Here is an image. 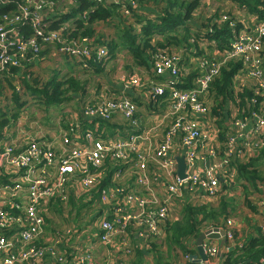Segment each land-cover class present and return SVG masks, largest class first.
I'll return each instance as SVG.
<instances>
[{
    "label": "built area",
    "instance_id": "2783aa9c",
    "mask_svg": "<svg viewBox=\"0 0 264 264\" xmlns=\"http://www.w3.org/2000/svg\"><path fill=\"white\" fill-rule=\"evenodd\" d=\"M73 1L79 4L80 0ZM84 1L93 4L106 0ZM127 1L130 5H134L131 0ZM50 2V0H26L27 5H23L21 16L15 17L14 21H10L6 26L0 25V79L9 70V66L17 64V56L24 58L30 50L34 51L33 54L36 56L44 44L56 43L55 41L61 43L66 40L69 30L73 27L70 29L59 27L52 30L44 28L42 10L43 6ZM6 3L8 0H0V5ZM96 7L84 9L79 17L85 18ZM4 19L8 18L4 16ZM219 20V23L228 22L232 30V43L230 47L218 51L214 60L207 58L200 60L199 71L193 77L194 82L192 81L187 89L176 86V79H180L181 69L179 55L160 56V59L154 63L155 72L162 79L155 81L150 87L147 102L153 110L161 109L166 102L165 116L167 115L168 118L183 115L187 120L191 119L178 120L172 126L167 125L164 129L165 137L150 151L141 149L142 146L139 145L141 142H147L146 135L149 130L137 121L138 106L124 95L127 83L129 85L138 83L134 78L124 84L119 94L108 98L104 96L98 104L88 105L85 108L83 105L81 109L84 117H98L100 121L114 125V119L121 117L122 123L134 130L132 133H127L124 139L118 138L115 134L114 141H109V138L105 139L99 135L103 130L94 132L91 129H84L81 124L84 122V117L82 121L72 123L60 133L61 146L58 145L57 148L47 140L40 143L32 139L17 151L6 134L0 138V160L17 170V181L13 185L6 184L2 188L4 190L14 188L26 192L24 203L9 201L5 205H0L2 264H34V261L46 255L55 258L62 256L58 248L50 245H31L43 233L42 207L46 206V201L53 195L60 196L63 203L67 201L68 192L83 194L84 199L81 203L91 201L94 195L99 196L97 209L92 213L94 217L89 222L92 242L91 237L86 236L89 243L85 257L91 259L98 245L109 243L120 230L131 225L136 227L131 231L132 235L136 230L137 235L144 238L145 234L142 230H147L148 237L157 236L160 233L159 223L168 220L170 205L182 197L183 191L200 189L204 195H217L222 181L228 179L233 173L231 162L236 158L242 160L253 155L252 145L264 146V18L255 23L252 31L239 33L235 31L236 21L230 16L221 15ZM22 21L27 22L26 25L30 26V29L34 28L35 33L28 38L18 34L12 39L9 33H12L16 22V25L22 26ZM38 38L41 45L38 44ZM83 41H87L86 37H83ZM94 47L99 55L108 56V49L104 46ZM91 48V45L89 47L87 43L77 45L64 42L60 46V49L65 52L77 53L79 61H81L82 53L89 55ZM234 59L241 60L245 67V79L237 77L236 87L245 85L252 87L255 95L252 99L254 110L245 120L239 118L227 125L226 133L221 139L220 136H215L218 128L209 125L205 118L209 111L204 100L208 87L218 75L220 68ZM16 90L21 92L19 88ZM23 108L18 112L21 118L25 113ZM197 116L202 117L194 121L193 117ZM177 132H181L179 133L181 142L172 145L171 138ZM65 147L68 150L59 152ZM177 155H181L185 163L183 177L177 175ZM132 161H135L138 171L134 175V182L129 191H125L123 187L102 189V179L107 172L106 162L111 163L114 170L122 169ZM153 165H157L159 172L168 178V181L164 183L165 194L162 197H159L155 187L156 178L149 175L148 168ZM51 167H54L53 174L49 171ZM136 187H139L142 193L136 192L134 189ZM112 193L117 197H123V200L119 201L120 206H112L113 219L108 220L103 216L105 211L101 210L99 205L100 199L105 202ZM7 207L20 211L23 217L14 215L7 210ZM87 215H90L87 209H82L83 221ZM230 224L231 222L228 221V225ZM11 229H14L12 235L14 240L7 235ZM80 232L85 234L88 231L82 228ZM227 235L231 238L229 232ZM203 242H205L204 250L213 256L217 250L216 246L207 239ZM228 249L229 247L226 246L225 250ZM208 258L202 261L205 263L200 264H215L212 258ZM185 259L193 261L194 258L186 254ZM260 264H264V260H261Z\"/></svg>",
    "mask_w": 264,
    "mask_h": 264
},
{
    "label": "crops",
    "instance_id": "0c3cea01",
    "mask_svg": "<svg viewBox=\"0 0 264 264\" xmlns=\"http://www.w3.org/2000/svg\"><path fill=\"white\" fill-rule=\"evenodd\" d=\"M14 0H8L10 3ZM33 1V0H32ZM36 1V0H35ZM51 2L49 4H46L45 6L49 5L52 6L50 11H47L45 9V6L42 10V16L43 20L46 21L48 19L52 18V22L55 23L58 27H63L66 29H70L74 26L73 18L79 17V12L73 13L71 8H78L77 2L73 0H50ZM202 1L200 0L201 4L197 9V14L201 15L202 20L205 18L216 14V18L214 19L216 22L219 23V17L226 13L227 15L231 16L232 19L236 21L239 25L238 28L235 29L237 33L243 31V32H250L253 30V27L255 23L264 18V8L262 5L257 4L256 10L251 11L249 9L242 8L240 6V3H238L235 0H208V3L206 5H203ZM240 1V0H239ZM259 2H262L264 0H258ZM105 3L109 4L112 2H117V0L113 1H104ZM16 10L11 13L12 20L14 21L15 17L22 15V10L24 8L23 5H27L26 1H19L16 2ZM8 3L3 5H0V7H5ZM211 6V8H210ZM54 8V10H53ZM153 9V8H151ZM120 10V9H119ZM218 10V11H217ZM124 11V10H123ZM122 9L120 12L122 13V16L126 15V12H123ZM217 11V12H216ZM216 12V13H215ZM58 15V20L54 21V17ZM149 17L151 14L148 12ZM124 18V17H123ZM125 19V18H124ZM21 21V20H20ZM18 22V21H17ZM16 22V24H17ZM23 22V21H22ZM204 23L206 27H209L207 21L201 22L200 24ZM13 26L12 33H9V36L14 39L19 35H24L25 37H31V33H28V30H30V26L26 25L27 22H23L22 26L18 25ZM124 24L126 25H133L134 22L128 21L127 19L124 20ZM198 24H192L189 25L188 28L190 29V33H195V27L200 25ZM136 25V24H135ZM134 25V26H135ZM137 26V25H136ZM123 25L120 24L119 19L113 18V20H109L106 22H96L94 24L95 32L94 36L96 35H103L104 41L113 42L115 44V49L110 51L111 55L114 56L110 59L109 67L112 68V72L107 74L105 77L104 73H98L94 72L90 75L89 78H87V74H89L87 71H84L82 68L77 67L80 66L79 58L76 56H71V53H63L60 51V45L54 42L46 43L42 46L40 55L35 56L33 62L29 64V66L26 68V66H23L20 73H17L16 76L11 77V81L16 83V89L24 88L21 83V78H34L37 80L39 85H42L43 83H46L50 81L51 79H57L58 81H66L69 78H76L79 80L81 84L84 85L83 91L75 92L74 95H78L75 100H73L71 103L75 102V109L78 111V114L75 116H72V123H75L77 121L83 120V115H80V112H82L83 105L84 108L86 106H94L98 104L102 97L105 96V98L110 97L111 95H117L119 94L124 84L127 83V81L131 78L137 79L135 77H139L137 80L139 83H141L140 87L136 89H131L130 85L127 83L125 90L127 91L128 97H131L133 99L137 98L142 104L138 106L137 110V121L139 124H141L142 127H144L146 130H149V133L146 135L147 142H141L139 145L142 146L141 149H145L149 151L162 139V133L165 127L168 124V117L165 116L166 111V102L163 104V107L157 108L155 110L152 109V107L149 105L148 98H149V89L150 87L155 83V81H159L162 78H159L155 72V69H153L150 64L144 66V65H138V64H132L131 60V54L127 50V48H122L120 45L124 38L121 36H115V31H121ZM133 27V26H132ZM56 29V28H55ZM180 31V30H179ZM194 37H189L187 41L174 42L176 46H173L172 44L169 49L173 51V54L179 55L181 58L180 62V79H176V86L180 87L182 89H187L189 86H191L193 79H186L185 78L190 73H197V65L199 64L200 60L208 57L207 59H213V57L217 56V52L220 51L217 49L215 44H213L210 41H201L200 43L197 40H193ZM102 40V41H103ZM161 38L159 36H156L153 44L155 45ZM232 43V38L230 39V44ZM189 44V45H188ZM157 46V45H155ZM130 61V62H127ZM263 62H264V55H263ZM130 65V69L128 70V67ZM52 68L53 73H55L52 77L48 76V69ZM197 71V72H196ZM84 72H87L85 74ZM6 74L8 73L5 72ZM31 73V74H30ZM5 74V75H6ZM38 74V76H37ZM4 76L1 77L0 81L4 79ZM237 77L245 79L244 76V70L238 71L236 74ZM26 77V78H25ZM87 78V79H86ZM74 79V80H76ZM76 80V81H78ZM110 82V83H109ZM8 93V87L4 88L2 85L0 89V120L3 119L5 116H2L3 110H7L9 112L12 107L8 105L7 99L4 98L6 94ZM13 93V92H12ZM218 100H216V99ZM205 100L206 105L209 111V114L207 117H209L211 114L216 115V110H218L219 104H221L219 97H216L214 94H208V92L205 94ZM231 104V103H230ZM74 105V104H72ZM215 107L214 111L212 108ZM40 108L43 110V105L40 106ZM71 108V107H70ZM83 108V109H84ZM27 108L25 107L24 110ZM20 111V110H19ZM238 108L236 105H229L228 109L224 111L222 114V118H217L215 116V120L218 121H226L227 125L232 124L233 121L238 120L240 117H238ZM36 112V113H35ZM34 112L33 109L30 108L29 114L23 113L24 115L21 116L18 114V117L15 121L12 119L6 126H4V131L2 134L7 135L14 147L17 148V151L22 149L28 141L34 139L37 142L44 143L45 140L51 142L56 148L59 143V135L60 133L68 128L66 127H60L59 123L62 122L64 118V114L57 116L55 119V122L51 123H45L44 120H42L43 117H41L40 113L36 111ZM35 114V117H31ZM10 118V115L7 116ZM202 116H197L196 119H201ZM206 118V117H205ZM204 118V119H205ZM114 119V118H113ZM115 125L100 121L98 117H84V122H80L84 129H91L94 132H99L103 130L99 135L105 139L109 138V141H114V135L118 138H126L127 133H132L134 130L130 129L128 126H125L122 123L121 117H116L114 119ZM103 123V124H102ZM55 124V125H52ZM100 126H103L102 128H99ZM222 130V134L224 135L226 133L227 128ZM122 127H125V129H122ZM218 131L215 136H220V129L218 126ZM115 128V129H114ZM163 129V130H162ZM117 130V132H115ZM165 131V130H164ZM98 134V133H96ZM221 137H223L221 135ZM264 138V136H263ZM61 146V145H60ZM255 147L252 145V153ZM19 149V150H18ZM68 150L67 147L62 148L59 150V152H64ZM251 156V155H250ZM245 159H239L236 158L235 160L244 161ZM135 161H132L131 163L126 164L122 169H114L112 170L111 163L106 162V168L107 172L105 176L102 179V189L106 188H114V187H123L125 191L130 190L131 184L134 182V175L138 171ZM151 165V164H150ZM149 169V175L152 178H156L155 187L158 190L159 197H162L165 193L164 191V183L168 181V178L161 174L159 172V167L157 165H153ZM178 170V166H177ZM184 170H185V163H184ZM50 173H54V167H51L49 169ZM234 171V170H233ZM178 175V173H177ZM234 177V173L230 177H228V182H232ZM223 180L222 182H224ZM17 181V170L12 165H9L5 163L4 161L0 160V205L7 204L9 201L11 202H25L26 192L24 190H15L14 188L4 190L2 187L6 184L13 185ZM238 184V182H237ZM254 185H251V183H247L246 186L249 188L250 192L252 190H257L253 193H251L248 198L258 206L257 213L253 214L250 211H248L245 208L239 207L237 208L240 213H243L244 217L247 216L251 220L250 226L253 227V231H255V227H259L260 229L264 230V180H257L254 182ZM228 186V185H227ZM245 186V185H244ZM136 192H141L142 190L139 187L134 188ZM243 187L238 184V186L233 187L232 190H229L232 194V198L236 199V203L241 202L244 198V192ZM217 196H207L204 195L203 192L200 189H195L194 191L187 190L186 192L183 191L182 197L176 201L173 202V204L170 205L169 208V214L168 219H176L178 217V214L182 210L183 206L186 204H200L207 200L214 201ZM101 198V196H100ZM123 200V197L116 196L114 193L110 195L107 199V201L103 202L100 199V209L105 211L104 217L108 220H112V206H120L119 201ZM99 201V196L94 195L91 201L89 202L87 206V211L90 213V215H87L84 219V221L81 219V213L82 209H85L82 207L86 206L84 203H81L77 207H75V204L71 207H67L66 205H63L59 199H56L55 202L52 204L46 205L45 207H42V212L45 216L44 219V226L47 231V233L42 238V243H46L54 248H58L62 256H58V258H55L50 255H46L42 259H38L34 261V264H131L134 256L132 257V253L134 249H142L148 247L151 241L160 242L162 236L164 235V225L165 222L159 223V229L161 231V235L158 238L154 237H148L149 233L147 230H143L145 237H139L137 235V231H134V235L131 234L130 227H126L125 229H122L119 231V233L116 235L115 238H113L109 243L107 244H101L98 245L94 251V254H92V258L88 259L85 257L87 244L89 243V239L86 236L91 237L90 231V220L93 218L94 214L93 211L97 209L96 204ZM11 213L14 215H19L23 217V214L16 210V209H8ZM131 211L132 209H126ZM231 222L230 225H228V221L224 223V227L216 226V228L222 229L224 231V236H220L218 239H209V241L216 246L217 251H220V256L223 253L229 252L232 250L233 246L235 245V242H233L232 238H229L227 235V232H231L233 229L241 230L244 225L237 219L231 216L228 218ZM85 228L87 229V233L82 234L80 232V229ZM215 228V226L209 227L207 229ZM203 229L201 232L205 231ZM200 232V233H201ZM14 233V229H11L7 232V235L11 237L12 240L14 238L12 237ZM208 240V239H207ZM92 242V237L91 240ZM224 243H227L224 246ZM196 246V244H195ZM228 246L229 249L225 250V247ZM163 247L162 249H164ZM130 249L131 253L129 254L128 250ZM5 255V254H4ZM186 255V254H185ZM185 255H179L178 259L176 261L173 260V264H179L184 263L187 264V261L185 259ZM194 255H197V249L196 253L193 255H189V257H193L194 259L198 258L199 256L194 257ZM6 256V255H5ZM218 256V255H217ZM214 256L212 257V261L215 264H222L221 261L218 262V257ZM165 258L169 259V256L167 254L164 255ZM222 258V257H221ZM209 259V258H208ZM3 258L0 257V264H2ZM18 264H26V263H18ZM144 264H154L152 261L151 255H147L145 257V263Z\"/></svg>",
    "mask_w": 264,
    "mask_h": 264
},
{
    "label": "trees",
    "instance_id": "16d2710c",
    "mask_svg": "<svg viewBox=\"0 0 264 264\" xmlns=\"http://www.w3.org/2000/svg\"><path fill=\"white\" fill-rule=\"evenodd\" d=\"M19 1L23 0H14L10 3L8 2L5 7H0V25L6 26L13 19L11 13L17 9L16 2ZM131 1L134 5H130L127 0H117V2L109 4L104 1L102 3L92 4L91 2L80 0L79 4H77V6L79 5L78 8H71L74 14L77 12L82 14L84 9H88L91 6H97L96 9L89 13L85 18L77 16L73 18V29L69 30L65 41H62L61 43L55 41L60 46L64 42L77 45L87 43L89 47L91 45L92 48L88 52L89 55L86 56L82 53V58L79 63L80 66L82 64L81 68L89 73L87 74V72H84L87 74V78H89L94 72L104 73L105 77L112 72V68L109 67L108 64L110 59L114 56L113 54L111 55L110 51L115 49V44L112 41H104L102 38L103 35L101 34L94 36V24L96 22L103 23L111 19L113 20L114 17L119 19L120 24L123 25L121 31L115 32L114 35L124 38V41L120 45L123 49L127 48L130 52L132 64L144 66L148 64L154 65L157 59H160V56L168 57L173 55V51H171L169 47L172 44H174L173 46H176L174 42H177L178 46L179 41L186 42L189 37H194L193 40H197L199 43L205 40L210 41L215 44L220 51L230 47L232 30L228 22H216L214 20L216 14L202 20L201 15L197 14V9L201 4L200 0ZM235 1L240 3L242 8L251 11L256 10L257 4L262 5L264 8V1ZM49 7L50 9L52 8V6L47 5L45 6V9L47 10ZM119 9H122V11L124 10L123 12H126V15L122 16ZM148 12L151 14L150 17L152 18L146 15ZM4 16L8 19L5 20ZM123 17L128 21L134 22V24H124L125 19ZM58 18V15L54 17V21ZM204 21H207L209 27H206L204 23L200 24ZM198 23L200 25L195 27L196 34H191L188 26ZM44 24L45 30L49 28H59H57V25L52 22V18L44 21ZM9 26L12 27V25ZM238 27L239 25L237 24L236 28ZM28 33H35V29L31 28L28 30ZM22 36L28 38L24 35ZM156 36L161 38V40L155 41L157 42L155 44L157 46L153 44ZM83 37H86V42L83 41ZM38 42L39 45L42 44L39 41V38ZM98 45H102L104 48L108 49L107 57L97 53V49L94 46ZM75 48H77V46H75ZM33 53L34 51L30 50L25 54L24 58L17 56V64L9 66L8 73L2 80L5 81L6 85L11 86L13 93L11 94L12 109L9 112L3 110V113L1 114L5 117L0 120V138L2 137L4 126H6L11 119L15 121L18 117L19 110L27 104V97L33 99L30 101V105L34 108V112L37 109L36 98H38L37 100L39 101L40 106L43 105V111H45L52 106L72 102L78 96L74 95V93L84 90V85L81 84L78 79L74 78L78 80L76 81L72 77L66 81H58L53 78L42 85H39L34 78L30 79L25 77L26 79H24L22 77L21 83L24 88H21V92L17 91L15 85H12L10 79L11 77L16 76L17 73H20L23 66H26L27 68L30 64L29 62H33L35 57ZM76 54L77 53L70 55V57L76 56ZM39 55L40 52L36 56ZM76 57L78 58V56ZM197 70L199 71L198 65ZM241 70H245L243 62L239 59L231 60L220 68L218 75L209 85L207 90L208 94H214L216 97H219L221 102L218 106V110L220 109V111L218 112L216 110L217 118H222V114L231 104L237 106L238 117L241 116V119L245 120V118L251 116L252 111L254 110L252 99L255 97L252 87L246 85L238 88L236 87V74ZM196 74L197 73H190L185 78V81H187L186 79L188 78L193 79ZM1 87L2 85L0 83V89ZM129 98L136 106L142 104L137 98ZM204 101L206 103V100ZM30 105H28V108H31ZM214 109L215 107L212 108L213 111ZM8 115H10V118L7 117ZM102 127L103 126H100L99 128ZM231 166L234 170L233 181L230 183L224 179L225 181L221 183L220 189L217 195H215L217 197H215L216 199L214 201L207 200L197 205L186 204L183 206L176 219H168L165 222L164 235L160 242L151 241L148 247L133 250L132 257L134 256V258L131 264H144L147 255H151L154 264H173V260L176 261L180 254L193 255L196 253L195 240L200 232L209 226L224 227L225 221H228V218L231 216L237 218L244 227H242L241 230L233 229L229 232L235 245L232 247V250L223 253L221 256V253H218V262L221 261L222 264H260L261 260H264V230L256 226L255 231H253V227L250 226V218L247 216L244 217L237 208L242 207L253 214L257 213L258 206L254 201L248 198L251 193L257 190L255 189L250 192L246 184L251 183V185L255 186L254 182L256 179L264 180V146L255 147L253 155L249 156L244 161L234 160L231 162ZM237 182L244 188V198L239 203H236L238 198L233 199L231 192H229L233 187L238 186ZM70 198L71 196L69 197V200ZM52 203L53 202L51 201L50 204ZM73 205V201L70 200L68 207ZM239 216L243 217L239 218ZM226 244L227 243H224V246ZM163 247L165 248L162 249ZM165 254L169 256V259L164 257ZM193 262L194 261H190L189 264H194Z\"/></svg>",
    "mask_w": 264,
    "mask_h": 264
},
{
    "label": "rangeland",
    "instance_id": "374dc122",
    "mask_svg": "<svg viewBox=\"0 0 264 264\" xmlns=\"http://www.w3.org/2000/svg\"><path fill=\"white\" fill-rule=\"evenodd\" d=\"M202 3H203V5H206L207 3H208V0H204V1H202ZM210 8H211V6H210ZM47 11H50V7L47 9ZM150 18H152V17H150ZM48 30H52V28L50 29H48ZM115 32H117V30L115 31ZM115 34V33H114ZM49 43V42H48ZM68 47V46H67ZM60 51L61 52H63V53H71V52H65L64 50H62V49H60ZM73 54H75V53H71L70 55H73ZM76 56H78L77 54H76ZM215 59V57H213V60ZM157 61H158V59H157ZM127 62H130V61H127ZM29 63H31V62H29ZM151 66H153L152 68L153 69H155V65H151ZM130 69V71H131V68H130V65H129V67H128V70ZM48 76H50V77H52L55 73H53V70H52V68H50V69H48ZM31 74V73H30ZM37 76H38V74H37ZM135 78H137V80H140V79H138L139 77H135ZM31 79V78H30ZM250 80V79H249ZM12 82V81H11ZM0 83H1V85H3L4 86V88H7L8 87V93L6 94V96L4 97V98H6L7 99V102H8V105H9V107L12 105V103H11V94H12V88H11V86H9V85H6L5 84V82H1L0 81ZM237 83H238V79H237ZM12 85H16V83H14V82H12ZM140 85H141V83H137V84H133V85H130V88H129V90H131V89H136V88H138V87H140ZM124 95L125 96H127L128 97V94H127V91L126 90H124ZM38 98H36L35 99V101H36V105H37V112H39L40 113V115H41V117H43L42 118V120H44V122L45 123H51V122H55V119L57 118V116H59V115H62L63 113H65L64 114V118L62 119L63 121L62 122H60L59 123V126L60 127H66V126H70V125H72V116H75L76 114H78V111L77 110H74L75 109V107H73V106H75V105H72V104H74V103H71V102H69V103H63V104H61V105H58V106H52V107H50L49 109H46L45 111H43L41 108H40V103H39V101L37 100ZM33 99L32 98H29V97H27V104L25 105V106H27L26 108H27V111H26V109L24 110V112L27 114H29V110H30V108H28V105H30V101H32ZM70 105V106H69ZM24 106V107H25ZM31 106V105H30ZM71 107V108H70ZM24 109V108H23ZM31 109H34L32 106H31ZM30 115V114H29ZM80 115H83V113L82 112H80ZM215 116L216 115H213V114H211L209 117H206V120H207V122H208V124L209 125H211V126H218L219 127V129H220V138L222 139L223 137H221V135L223 136V134H222V130L225 128V126H226V124H227V122L226 121H224V120H222V121H218V120H215ZM31 117H35L36 118V116H35V114H33V116H31ZM183 117V118H182ZM1 118V117H0ZM191 119V118H190ZM190 119H186V116L184 117L183 115H174V116H172V117H170L169 119H168V124L170 125V126H172L176 121H178V120H180V121H184V120H187V121H189ZM193 120L194 121H198L197 119H196V117H193ZM49 125V124H48ZM52 125H55V124H52ZM163 130V129H162ZM179 133H181V132H177L176 134H174L173 136H172V140H171V143H172V145H176V144H178V143H180L181 142V138H180V134ZM165 135H166V130L164 131L163 130V133H162V138L163 137H165ZM177 157L179 158V157H182L181 155H177ZM67 186V185H66ZM253 191V190H252ZM89 202L90 201H86L84 204L86 205V206H83L82 205V207L83 208H87V206H88V204H89ZM242 215H243V213H241ZM244 216V215H243ZM243 216H239V218H242ZM209 227H212V226H209ZM209 227H206V229L207 228H209ZM205 240V239H204ZM204 243L205 242H203V248H204ZM205 249V248H204ZM205 253H206V256L207 257H209L210 259L212 258V257H214V256H217L218 255V253H219V251H217L216 250V253L213 255V256H210V254H209V252L208 251H206L205 250ZM195 256H198V251H197V255H195ZM199 258V257H198ZM198 258H196V259H193V263L194 264H200V263H205V262H202V261H200V259H198ZM191 260H188L187 261V264H189V262H190ZM205 261V260H204ZM192 262V261H191ZM179 264H184V263H179Z\"/></svg>",
    "mask_w": 264,
    "mask_h": 264
},
{
    "label": "water",
    "instance_id": "95a60500",
    "mask_svg": "<svg viewBox=\"0 0 264 264\" xmlns=\"http://www.w3.org/2000/svg\"><path fill=\"white\" fill-rule=\"evenodd\" d=\"M108 1H113V0H108ZM177 166H178V176L179 177H183L184 176V161L182 157H177ZM224 231L222 229L219 228H211V229H206L205 231L201 232L196 240H195V244H196V249L198 251V256L200 259V261H204L207 259V256L205 254V250L203 248V240L204 239H218L220 236H224ZM194 257H196L194 255Z\"/></svg>",
    "mask_w": 264,
    "mask_h": 264
},
{
    "label": "bare ground",
    "instance_id": "6f19581e",
    "mask_svg": "<svg viewBox=\"0 0 264 264\" xmlns=\"http://www.w3.org/2000/svg\"><path fill=\"white\" fill-rule=\"evenodd\" d=\"M77 67H80V68H81V66H77ZM70 196H71L70 200L73 201V203L76 205V207H77L78 205H80L81 202H82L83 199H84V195H83V194H75V193H72V194H71V192H68L66 203H63V201H62V199H61L60 196L53 195V196H51V197L48 199V201H46V204H45V205H49V204L51 203V201L54 202V201H56V199H59L63 205H66V206L68 207V204H69V201H70V200H69V197H70ZM44 218H45V216H43V219H44ZM130 228L134 230L136 227H135L134 225H131ZM142 231H143V230H142ZM45 234H46V230H45V226H43V233H42V235H41V236H38V237H37V238L31 243V245H37V246L48 245V244H46V243H42V242H41V241H42V238L44 237ZM160 235H161V231H160V233H159L157 236H154V238H158V237H160ZM48 246H49V245H48ZM129 251H130V249L128 250V252H129ZM130 253H131V251L129 252V254H130ZM192 258H193V257H192Z\"/></svg>",
    "mask_w": 264,
    "mask_h": 264
}]
</instances>
